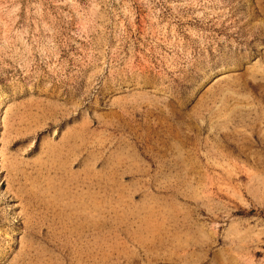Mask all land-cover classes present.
Listing matches in <instances>:
<instances>
[{"label": "rangeland", "instance_id": "374dc122", "mask_svg": "<svg viewBox=\"0 0 264 264\" xmlns=\"http://www.w3.org/2000/svg\"><path fill=\"white\" fill-rule=\"evenodd\" d=\"M0 264H264V0H0Z\"/></svg>", "mask_w": 264, "mask_h": 264}]
</instances>
